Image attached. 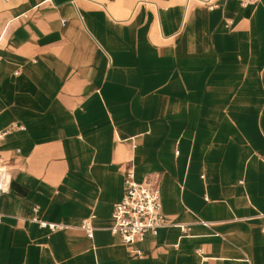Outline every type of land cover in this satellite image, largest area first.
<instances>
[{
  "label": "crops",
  "instance_id": "obj_1",
  "mask_svg": "<svg viewBox=\"0 0 264 264\" xmlns=\"http://www.w3.org/2000/svg\"><path fill=\"white\" fill-rule=\"evenodd\" d=\"M2 1L0 264H264V0ZM129 173L168 223L123 243Z\"/></svg>",
  "mask_w": 264,
  "mask_h": 264
},
{
  "label": "built area",
  "instance_id": "obj_2",
  "mask_svg": "<svg viewBox=\"0 0 264 264\" xmlns=\"http://www.w3.org/2000/svg\"><path fill=\"white\" fill-rule=\"evenodd\" d=\"M213 10L218 7L219 0H188ZM242 5L256 4L260 0H237ZM10 129L0 131L2 140ZM12 181L11 170L0 164V194L9 190ZM112 224L109 230L118 235L123 243H131L143 240L148 234L156 236L162 227L167 226V218L162 212L160 191L151 189L143 183L135 180L134 175L129 173L125 179V192L123 198L114 204ZM46 224V223H44ZM43 224V225H44ZM46 226V225H44ZM56 229L55 225H50ZM82 229L89 237L94 235L92 219H85Z\"/></svg>",
  "mask_w": 264,
  "mask_h": 264
},
{
  "label": "rangeland",
  "instance_id": "obj_3",
  "mask_svg": "<svg viewBox=\"0 0 264 264\" xmlns=\"http://www.w3.org/2000/svg\"><path fill=\"white\" fill-rule=\"evenodd\" d=\"M0 4H3V5H4V3H3V1H2V0H0Z\"/></svg>",
  "mask_w": 264,
  "mask_h": 264
}]
</instances>
